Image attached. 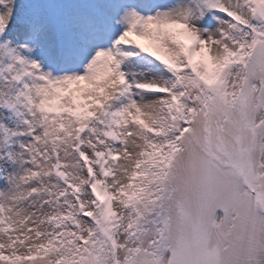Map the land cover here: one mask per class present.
<instances>
[{
  "label": "snow or ice",
  "instance_id": "1",
  "mask_svg": "<svg viewBox=\"0 0 264 264\" xmlns=\"http://www.w3.org/2000/svg\"><path fill=\"white\" fill-rule=\"evenodd\" d=\"M0 264H264V0H0Z\"/></svg>",
  "mask_w": 264,
  "mask_h": 264
},
{
  "label": "rangeland",
  "instance_id": "2",
  "mask_svg": "<svg viewBox=\"0 0 264 264\" xmlns=\"http://www.w3.org/2000/svg\"><path fill=\"white\" fill-rule=\"evenodd\" d=\"M138 42H141V43H143V41H138Z\"/></svg>",
  "mask_w": 264,
  "mask_h": 264
}]
</instances>
